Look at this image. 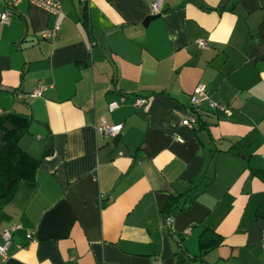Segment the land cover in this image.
Returning a JSON list of instances; mask_svg holds the SVG:
<instances>
[{"label": "crops", "instance_id": "crops-1", "mask_svg": "<svg viewBox=\"0 0 264 264\" xmlns=\"http://www.w3.org/2000/svg\"><path fill=\"white\" fill-rule=\"evenodd\" d=\"M155 1H23L0 23V115L31 120L40 162L0 201V234L21 226L0 264H264V0H161L144 26ZM198 83L222 109L191 106ZM204 229L222 242L202 253Z\"/></svg>", "mask_w": 264, "mask_h": 264}, {"label": "built area", "instance_id": "built-area-1", "mask_svg": "<svg viewBox=\"0 0 264 264\" xmlns=\"http://www.w3.org/2000/svg\"><path fill=\"white\" fill-rule=\"evenodd\" d=\"M23 1H28L30 5L36 6L48 12L49 14L58 16L62 13V5L65 0H0V5L3 10L0 15V23L4 25H8L12 15L14 14L17 6ZM82 5H87L89 0H74ZM161 0H157L151 4L150 14L157 15L161 13ZM58 27H53L52 29L46 30L41 34V37L44 40H51L58 35ZM198 45L202 49H208V45L206 41L200 40L198 41ZM45 90V86L43 83H39L37 87L31 92L32 97H40ZM126 96H120L118 101H112L108 103V111L113 112L115 109L119 108L120 105L125 102ZM146 102V98L144 97H134L133 105L136 107L142 106ZM189 102L191 106L196 109L201 107V105L206 104L210 110H219L223 107L215 103L211 97L209 96L206 86L203 83H198L190 95ZM197 124V117L192 112L188 114L182 121L181 125L193 127ZM96 131L100 133L102 136L107 138H117L121 131L122 125L120 124H109L106 121H101L95 127ZM177 141L182 142V139H178ZM174 217L172 215H166L163 218V226L165 228L170 229L172 226ZM21 228L20 225H9L2 229L0 234V256L3 258V261L7 260V249L11 244L13 234ZM27 239L33 241L32 232L27 233ZM160 264V261L157 262Z\"/></svg>", "mask_w": 264, "mask_h": 264}, {"label": "trees", "instance_id": "trees-1", "mask_svg": "<svg viewBox=\"0 0 264 264\" xmlns=\"http://www.w3.org/2000/svg\"><path fill=\"white\" fill-rule=\"evenodd\" d=\"M30 122L29 118L13 113L0 115V130L3 132V145L0 150V201L8 198L20 181H25L28 185H33L36 181L40 162L29 156L19 146L20 139L28 132ZM180 197L178 195L171 198L168 206L163 210V218L168 215L170 207ZM221 242L220 236L204 229L198 241L200 252L204 253Z\"/></svg>", "mask_w": 264, "mask_h": 264}, {"label": "water", "instance_id": "water-1", "mask_svg": "<svg viewBox=\"0 0 264 264\" xmlns=\"http://www.w3.org/2000/svg\"><path fill=\"white\" fill-rule=\"evenodd\" d=\"M161 16V13L160 14H157V15H152V16H149V17H146L143 21V25L144 26H147L151 21L159 18Z\"/></svg>", "mask_w": 264, "mask_h": 264}]
</instances>
